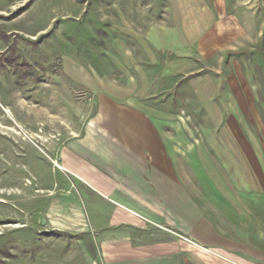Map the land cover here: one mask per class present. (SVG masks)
Returning <instances> with one entry per match:
<instances>
[{
  "label": "rangeland",
  "instance_id": "374dc122",
  "mask_svg": "<svg viewBox=\"0 0 264 264\" xmlns=\"http://www.w3.org/2000/svg\"><path fill=\"white\" fill-rule=\"evenodd\" d=\"M157 25L186 49L128 35L132 49H114L116 27L144 38ZM69 60L117 83L120 63L148 78L154 196L132 199L136 214L61 164L98 109L68 82ZM258 231L264 0H0V264H257Z\"/></svg>",
  "mask_w": 264,
  "mask_h": 264
},
{
  "label": "crops",
  "instance_id": "0c3cea01",
  "mask_svg": "<svg viewBox=\"0 0 264 264\" xmlns=\"http://www.w3.org/2000/svg\"><path fill=\"white\" fill-rule=\"evenodd\" d=\"M116 28L114 49H132L122 41L123 35L137 39L141 49H186L187 43L183 44L179 33L175 47H171L167 40L170 31L162 25L145 30L144 38L137 37L133 29L129 32ZM115 66L124 73L123 82L117 83L105 73L73 61L65 62L68 82L94 93L98 109L97 120L91 121L94 124L89 125L82 137L65 139L59 159L68 172L80 177L100 196L136 214L130 208L132 199L140 198L151 204L154 196L155 131L143 104L148 96V78L137 64ZM132 70L137 76H133ZM252 239L257 244L248 239L247 246H256L258 261L264 262V232L258 231Z\"/></svg>",
  "mask_w": 264,
  "mask_h": 264
}]
</instances>
